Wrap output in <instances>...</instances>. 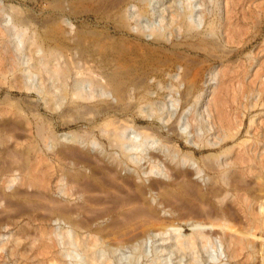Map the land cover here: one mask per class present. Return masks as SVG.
<instances>
[{
	"label": "rangeland",
	"instance_id": "1",
	"mask_svg": "<svg viewBox=\"0 0 264 264\" xmlns=\"http://www.w3.org/2000/svg\"><path fill=\"white\" fill-rule=\"evenodd\" d=\"M0 264H264V0H0Z\"/></svg>",
	"mask_w": 264,
	"mask_h": 264
},
{
	"label": "bare ground",
	"instance_id": "2",
	"mask_svg": "<svg viewBox=\"0 0 264 264\" xmlns=\"http://www.w3.org/2000/svg\"><path fill=\"white\" fill-rule=\"evenodd\" d=\"M114 75H118V74H114ZM120 76H123V75H120ZM121 78L122 77L114 76L113 78L111 77L112 80L110 81L111 86L113 85L115 92L119 96H122L123 95V80Z\"/></svg>",
	"mask_w": 264,
	"mask_h": 264
}]
</instances>
